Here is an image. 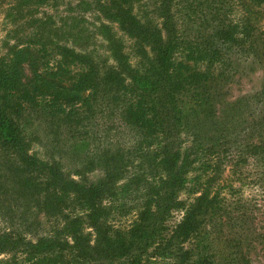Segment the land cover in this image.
<instances>
[{
  "label": "trees",
  "instance_id": "obj_1",
  "mask_svg": "<svg viewBox=\"0 0 264 264\" xmlns=\"http://www.w3.org/2000/svg\"><path fill=\"white\" fill-rule=\"evenodd\" d=\"M201 1L96 0L136 63L110 25L102 59L30 16L26 40L0 56V264H264V227L207 231L228 167L264 176V89L230 96L242 56L264 69V0L239 1L236 21L210 0L198 17ZM197 171L206 180L181 199ZM119 200L136 205L128 227L115 222Z\"/></svg>",
  "mask_w": 264,
  "mask_h": 264
},
{
  "label": "rangeland",
  "instance_id": "obj_2",
  "mask_svg": "<svg viewBox=\"0 0 264 264\" xmlns=\"http://www.w3.org/2000/svg\"><path fill=\"white\" fill-rule=\"evenodd\" d=\"M210 1L213 7L217 4L213 10H217L216 12H218L219 18L234 21L240 17L242 12V7L237 3L239 1H243L244 3V0ZM37 2L39 4H35V7L31 8L29 12L27 11L28 9L20 12L16 9L12 0H0V56L6 53L10 46L26 40V37L29 35L28 33H30L28 21L32 15L36 18L47 20V26L51 28V33H56L54 37H57V40L65 41L69 45L85 47L95 55L102 57V59L107 56V52L106 42L103 36L106 32L101 27L103 24L110 25L112 32L122 39L126 52L131 57V61L136 63L134 41L122 33L117 24L105 20L97 11L96 0H44L43 2L38 0ZM149 4L146 5L150 6L147 13L152 14L155 12L153 3L150 2ZM201 4L198 11H196L198 17L206 16L207 10H203L206 8V3L204 2L203 5L202 0ZM185 6L186 3L184 4ZM178 11H182L185 16L186 12L184 8L178 6ZM203 11L205 12L203 13ZM262 12V17H264V8H262ZM262 27L264 29V18ZM183 29H186L187 33H193L195 31V25L187 21ZM241 60L240 64L237 62L240 72L238 74L239 76L235 79L231 91L230 96L232 100L261 93L264 89L263 67L252 61H246L243 56ZM239 131L240 129L236 130L235 136L232 138L233 145L236 148L239 146ZM32 151L40 157H43L44 151L39 145L34 144ZM200 166L197 164L195 167L200 169ZM259 171L260 166L257 164L240 163L238 166H233V170L228 167L223 172V179L218 184L221 195L226 197L227 201L224 205H220L221 210L217 216L212 221H209L207 231H214L213 235L221 238L226 235H231L230 229L233 224L234 228L255 226V224L259 227H264V188L262 181L264 176L259 175ZM103 176V171L97 169L92 173H88L86 178L96 183ZM205 180V174L200 176V172L198 171L191 173L189 176L190 183L186 190L181 193V199L191 201L195 198L196 195L192 194L193 191L199 189ZM140 194L134 192L129 197V200L137 199ZM114 207L113 215L117 225L128 227L136 217V205L122 204L121 200H119L115 203ZM181 216V213H176L172 219V224L177 223ZM170 224L171 222H169ZM2 227L3 224L0 222V228Z\"/></svg>",
  "mask_w": 264,
  "mask_h": 264
}]
</instances>
